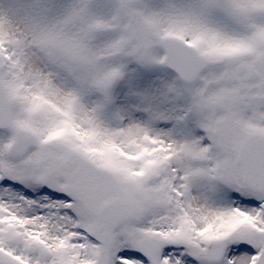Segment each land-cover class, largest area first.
<instances>
[{
	"label": "snow or ice",
	"instance_id": "6c2138e0",
	"mask_svg": "<svg viewBox=\"0 0 264 264\" xmlns=\"http://www.w3.org/2000/svg\"><path fill=\"white\" fill-rule=\"evenodd\" d=\"M0 264H264V0H0Z\"/></svg>",
	"mask_w": 264,
	"mask_h": 264
}]
</instances>
